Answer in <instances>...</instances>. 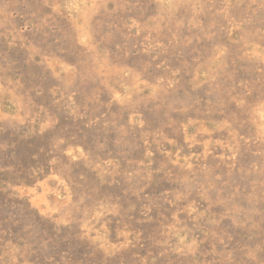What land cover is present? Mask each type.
<instances>
[{"label":"rangeland","instance_id":"374dc122","mask_svg":"<svg viewBox=\"0 0 264 264\" xmlns=\"http://www.w3.org/2000/svg\"><path fill=\"white\" fill-rule=\"evenodd\" d=\"M0 264H264V0H0Z\"/></svg>","mask_w":264,"mask_h":264}]
</instances>
